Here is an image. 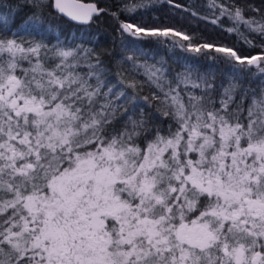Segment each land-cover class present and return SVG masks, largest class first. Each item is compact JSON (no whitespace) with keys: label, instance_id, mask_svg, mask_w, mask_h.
Returning a JSON list of instances; mask_svg holds the SVG:
<instances>
[{"label":"snow or ice","instance_id":"1","mask_svg":"<svg viewBox=\"0 0 264 264\" xmlns=\"http://www.w3.org/2000/svg\"><path fill=\"white\" fill-rule=\"evenodd\" d=\"M148 7L110 13L127 38L113 71L50 22L106 9L0 0V264H264V43L245 35L264 41V17L208 3L246 52L145 21ZM150 44L192 55L172 67Z\"/></svg>","mask_w":264,"mask_h":264},{"label":"trees","instance_id":"2","mask_svg":"<svg viewBox=\"0 0 264 264\" xmlns=\"http://www.w3.org/2000/svg\"><path fill=\"white\" fill-rule=\"evenodd\" d=\"M97 3L98 7L106 9V13H101L99 18L95 20L91 25H78L71 21L66 20L64 17H57L55 12H52L51 23L57 25L56 32L62 29L68 34H77L84 39L91 40L92 44L97 47V50L101 53L110 54L111 59L109 60L110 66L113 71L116 70V63L121 58V54L124 51V44L127 38L121 37L118 32L117 20L110 14L113 11H117L116 5L120 0H91ZM145 3L149 4V7L144 10L142 19L145 21H151L152 19L158 18L163 21H171L178 27H183L186 31L195 34L196 36L202 37L203 40L223 43L227 45L235 44L237 47L243 48L246 52L249 50V45L244 44L243 41L237 36L236 33H228L227 28L233 27V23L226 17L221 18V26L211 23L214 18L212 10L207 5L210 0H174L179 2L189 9L196 15L189 14L188 11H178L175 7L167 2V0H144ZM218 3H224L227 5H235L244 9L245 15L254 17L256 20H261L264 17V0H217ZM20 5H23L24 0H18ZM27 12V9L24 10ZM24 13H22L23 15ZM203 17H208L207 20ZM121 20L125 17L120 15ZM140 17H138L139 19ZM240 31H244L243 27ZM253 43L259 45L264 43L257 35L245 33ZM123 41V42H122ZM147 48L157 53V59L163 56L168 60V63L172 67H177L173 63L174 60H178L184 56H191V53H185L181 49L165 50L160 48L157 50V46L154 44L147 45ZM259 48L255 49L258 52ZM106 60L109 59L107 55L104 57ZM211 61L206 62V66L211 64ZM213 70L216 72L217 78L220 79L225 73L229 71L225 65H220L218 68L213 66ZM142 78V77H141ZM261 82L258 80H252L251 87L259 88ZM148 90L145 89L142 95H147Z\"/></svg>","mask_w":264,"mask_h":264},{"label":"water","instance_id":"3","mask_svg":"<svg viewBox=\"0 0 264 264\" xmlns=\"http://www.w3.org/2000/svg\"><path fill=\"white\" fill-rule=\"evenodd\" d=\"M86 3H89V2H87V1H85ZM90 3H94V2H90ZM66 20H68V21H71L70 20V18H67V17H64ZM71 22H73V21H71ZM73 23H76V22H73ZM77 24V23H76Z\"/></svg>","mask_w":264,"mask_h":264},{"label":"flooded vegetation","instance_id":"4","mask_svg":"<svg viewBox=\"0 0 264 264\" xmlns=\"http://www.w3.org/2000/svg\"><path fill=\"white\" fill-rule=\"evenodd\" d=\"M87 2H94V1H91V0H85ZM95 3V2H94ZM97 4V3H96ZM98 6V5H97ZM100 8H103V7H100Z\"/></svg>","mask_w":264,"mask_h":264}]
</instances>
